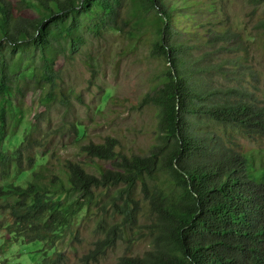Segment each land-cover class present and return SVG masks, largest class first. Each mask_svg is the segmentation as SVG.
<instances>
[{"label":"trees","instance_id":"obj_1","mask_svg":"<svg viewBox=\"0 0 264 264\" xmlns=\"http://www.w3.org/2000/svg\"><path fill=\"white\" fill-rule=\"evenodd\" d=\"M212 1L0 0V179L10 177L15 167L21 176L33 174L27 186L0 188V199L15 197L0 207L14 219L11 234L54 245L72 232L81 213L109 197L119 202L113 217L98 215L96 230L102 237L79 264H97L120 241L133 248L141 240L150 241V249L126 254L116 264H264V165L256 168L255 159L236 142L238 136L264 141V105L249 92L209 78L227 74V66L246 65V58L210 64L195 55L193 36L202 42L207 36L200 30L203 24L196 25L195 13L215 12ZM247 3L256 15L264 0ZM223 23L205 25L220 43L235 42L236 52L248 56L241 45L245 35ZM254 29L264 36V19ZM88 30L120 32L126 47L148 46L149 57L164 64L139 104L156 111L153 144L145 155H129L118 151L116 138L91 142L81 151L97 175L68 160L64 177L48 178L45 165L30 156L47 139L34 137L46 113L35 116L23 138L14 139L16 149H5L16 135L12 124L18 127L14 110L20 106L14 103L40 91L42 104L57 100L69 109V95L56 96L62 71L57 64L80 54ZM221 126L234 134L223 136ZM74 131L81 139L84 128ZM70 192L78 196L68 204L60 195ZM145 204L151 213L147 223L142 222ZM40 264H68V259L56 253Z\"/></svg>","mask_w":264,"mask_h":264},{"label":"rangeland","instance_id":"obj_2","mask_svg":"<svg viewBox=\"0 0 264 264\" xmlns=\"http://www.w3.org/2000/svg\"><path fill=\"white\" fill-rule=\"evenodd\" d=\"M212 3L215 12L202 9L195 13L198 19L196 25L203 24L200 30L207 35L205 42L200 40V36H193L197 39L195 55L207 58L210 64H220L222 61L230 64L229 60L236 57L246 58V65L227 66V74L215 73L209 78L215 85L249 92L250 97L263 106L264 36H258L254 27L264 19V5L253 15L247 0H213ZM209 20L224 21L223 24L233 31L244 34L245 40L241 45L248 49V56H245L244 50L236 52L239 45L235 42L220 43L216 33L210 32L205 25ZM89 24L91 28L94 27L91 22ZM86 36L87 43L80 54L73 55L68 61L60 58L57 64L62 71L56 96L61 99L62 92H66L71 101L69 109L57 100L42 104L40 91H29L19 104L14 103L20 106V109L14 110V121L18 127L16 129L12 124L16 135L6 141L5 149H16L19 143L16 144L14 139L23 138L28 126L35 123V116L46 113L34 137L47 139L42 147H35L30 156L45 165L44 173L48 178L64 177L63 166L68 160L83 164L88 172L97 175V169L81 151V146L91 142L103 143L107 137L116 138L120 142L118 151L129 155H145L153 144L156 111L152 108L141 109L139 104L164 64L149 57L148 46L134 44L126 47L128 42L120 32L103 30L96 33L88 30ZM75 126L84 128L81 139L75 134ZM220 133L223 136L234 134L230 127L225 126L220 127ZM236 142L255 159L256 168L264 165V141L238 136ZM97 162L114 168L112 163ZM24 168L29 169L27 165ZM32 175L29 172L21 176L19 168L15 167L10 177L0 179V188L11 184L27 186ZM114 192L115 189L109 192V196ZM77 196V192H70L61 194L60 198L69 204ZM14 199V196L0 199V207ZM115 203L119 202L107 197L102 199V205L92 208L90 213L85 210L76 219L72 232L54 245L47 241L30 243L11 234L8 228L14 219L9 212L0 209V264H40L45 256L52 257L56 253L65 254L68 264H79L102 237L96 230L98 215L104 214L106 219L113 217ZM150 220V209L145 204L142 222ZM149 243L148 240H141L130 248L126 241H120L97 264H116L126 254L143 255L150 249Z\"/></svg>","mask_w":264,"mask_h":264}]
</instances>
